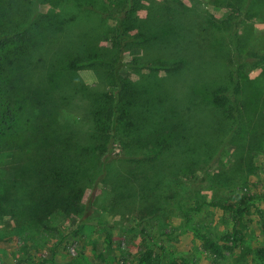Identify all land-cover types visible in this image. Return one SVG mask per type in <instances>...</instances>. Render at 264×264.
Listing matches in <instances>:
<instances>
[{
	"label": "rangeland",
	"instance_id": "rangeland-1",
	"mask_svg": "<svg viewBox=\"0 0 264 264\" xmlns=\"http://www.w3.org/2000/svg\"><path fill=\"white\" fill-rule=\"evenodd\" d=\"M105 1L110 11L102 14V23L91 15L85 28L66 27V37L47 33L38 49L23 56L20 71L26 84L41 89L48 97L47 111L55 115L56 122L65 131L75 132L74 136L78 132L81 138L92 127L87 117L90 92L86 94L81 87L84 92L80 94L74 87L107 91L112 88L111 79L99 65L84 62L71 70L68 63L92 51L105 57L108 54L109 28L114 23L112 13L117 11V1ZM174 1L185 5V17L202 23L204 37L215 33L219 38L205 39L202 44L186 39L178 46L168 45L166 38L128 42L119 72L137 84V91L149 88L151 94L160 93L161 115L182 125L178 128L180 136L160 142L159 153L152 152L156 147L151 143L160 141L158 137L149 136L128 147L115 142L109 165L95 188L84 193L79 213L55 207L50 212L1 214L0 264H33L50 258L53 251V264H138L146 246L160 254L158 264L165 263L169 251L186 258L182 264H264L252 254L255 247L264 244L260 217L253 210L244 219L241 248L225 252L220 259L207 252L189 230L196 229L221 245L220 236L231 229L228 215L207 204L197 212L191 211L195 202L227 197L238 200L243 193L264 194V93L260 92L264 91V16H244L223 0ZM142 2L134 12L137 26L152 19L153 9L165 0ZM37 9L43 14L62 15L68 10L58 0H40ZM228 16L238 19L241 40L262 56L241 71L245 78L241 80L238 125L210 100L211 91L228 82L227 51L231 45L221 36V28L226 26L223 20ZM76 34L80 38L73 39ZM177 59L185 66L169 74L162 65ZM152 106L156 108V103ZM148 122V127L154 126L155 119ZM22 154L18 155L21 160L16 158L18 162L0 156V178L10 179L22 171ZM90 193L94 196L92 205L86 208ZM256 206L264 212V198ZM185 214L190 220L184 226ZM185 227L188 229L183 231Z\"/></svg>",
	"mask_w": 264,
	"mask_h": 264
},
{
	"label": "trees",
	"instance_id": "trees-1",
	"mask_svg": "<svg viewBox=\"0 0 264 264\" xmlns=\"http://www.w3.org/2000/svg\"><path fill=\"white\" fill-rule=\"evenodd\" d=\"M58 1L61 7L68 9L64 15L39 12L37 6L40 0H0V156L18 162L16 158L21 160L18 155L23 153L20 161L23 165L22 171L10 179L0 178V215H16L18 211L50 212L55 207L66 212L79 213L83 208L84 193L87 189L95 188V182L109 165L112 157L111 146L115 142L124 143L123 146L128 147L141 143L142 139L149 136L158 137L160 141L151 143L156 147L152 152L159 153L160 142L178 139V128H182V125L161 115L160 93L151 94L149 88L137 91V84L130 82L127 76L119 72L123 64L122 52L128 42L145 43L166 38L164 42L168 45L178 46L186 39L202 44L205 39L219 38L215 33L204 37L205 28L202 23L185 17L187 8L179 1L165 0L162 5L158 4L151 13L152 19L137 26L138 20L134 12L143 6L142 0H114V3L117 1V11L112 13L114 23L109 28L112 35L106 57L92 51L81 58L76 56L68 63V69L71 70H76L84 62L90 66L99 65L98 68L104 71L105 77L111 79L109 84L112 88L107 91L97 92L83 85L74 87L80 94L84 92L81 87L87 91L86 94L90 92L87 117L92 127L86 137L81 138L77 131V136H74L73 131H65L56 122L55 115L53 117L47 111L46 104L49 99L41 89L26 84L25 74L20 73L24 66L23 56L38 49L42 45L41 39L48 36L47 33L66 37V27L74 25L85 28L84 25L89 24L91 15L97 16L102 23V14L109 12L110 8L105 0ZM223 1L226 6L244 16H264V0ZM223 22L226 26L221 28V36L227 38L231 45L227 51L228 82L212 90L210 100L214 107L221 109L224 115L238 125L241 80L245 78L241 71L249 63L259 62L262 56L251 51L246 41L241 40L244 38L237 32L238 19L228 16ZM132 29L136 31L129 34ZM76 38H80V34H76L73 39ZM197 55L199 56V52ZM191 64L189 60L188 65ZM162 66H165L169 74L178 73L185 66V62L177 59ZM151 68L156 70L153 66ZM51 78L52 75L48 79ZM260 92L264 93L263 90ZM155 103L156 108H153ZM149 118L155 119L154 126L148 127ZM123 137L128 140L124 141ZM93 197L90 193L86 203L84 202L86 208L91 207ZM261 198H264V194L243 193L238 196V200L227 197L195 202L190 208L191 211L197 212L207 204L228 215L231 229L220 236L221 245L196 229L189 230L193 231L207 252L216 259L223 258L225 252L241 248L243 231L246 228L244 219L251 210L258 213L264 234V212L256 206ZM189 220L187 214L183 215L184 226ZM186 229L188 228L185 227L183 231ZM157 247L165 250L161 245ZM252 254L257 260L264 262V244L255 247ZM54 255L55 251L50 258L33 264H53ZM159 262L160 254L152 246H146L138 259V264ZM185 262L186 258L169 251L164 264Z\"/></svg>",
	"mask_w": 264,
	"mask_h": 264
}]
</instances>
